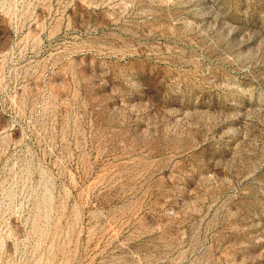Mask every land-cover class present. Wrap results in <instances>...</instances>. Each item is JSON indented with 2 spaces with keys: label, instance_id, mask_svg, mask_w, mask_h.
<instances>
[{
  "label": "rangeland",
  "instance_id": "374dc122",
  "mask_svg": "<svg viewBox=\"0 0 264 264\" xmlns=\"http://www.w3.org/2000/svg\"><path fill=\"white\" fill-rule=\"evenodd\" d=\"M0 264H264V0H0Z\"/></svg>",
  "mask_w": 264,
  "mask_h": 264
}]
</instances>
